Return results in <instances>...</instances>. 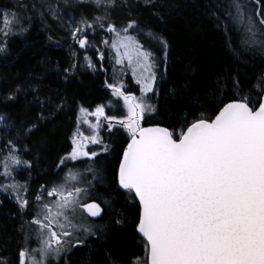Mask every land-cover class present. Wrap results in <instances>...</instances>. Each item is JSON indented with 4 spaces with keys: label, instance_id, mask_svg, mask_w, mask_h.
<instances>
[{
    "label": "snow or ice",
    "instance_id": "snow-or-ice-1",
    "mask_svg": "<svg viewBox=\"0 0 264 264\" xmlns=\"http://www.w3.org/2000/svg\"><path fill=\"white\" fill-rule=\"evenodd\" d=\"M61 2L64 7L74 6L73 0H59L54 8L46 5L55 18H61ZM85 2L105 13L116 5V0H75L76 5ZM255 3L262 4L264 0H255ZM249 4L250 0H223L215 6L223 17L212 13L217 23L223 19L226 30L232 25L241 32L243 47L232 49L237 58L249 50L264 55V11L250 9ZM22 7L26 9L27 5ZM31 19L23 16L19 9H0V53H7L11 37L29 30ZM93 20L94 23H89L86 16H81L78 23L71 21L69 35L80 49H88L89 29L94 30L96 24L103 28L107 15ZM134 25L135 21L130 22L122 30L123 35L111 24L107 30L116 34L111 42L116 63L123 64L126 59L133 67L134 76L139 71L140 78L136 82L142 85V96L137 98L126 94L122 85L109 84L116 101L99 104L91 112L81 106L80 123L87 124L92 134L85 136L79 128L74 131L71 151L61 157L57 165L61 172L64 169L67 172L50 187H42L32 203L27 198V185L15 182L13 177V172L21 166L32 167L22 156L30 147L26 143L18 147V143L38 131L41 124L54 122L65 102H56L59 98L51 96L41 99L39 86L31 82L17 86L8 96V100H14L19 92L32 89L41 106L36 122L15 129V140L0 136L3 140L0 175L13 178V183L0 184V191L8 192L21 211L33 215L26 222L29 229L24 243L30 245L35 239L39 245L19 251L20 264H26L29 259L30 264H67V254L85 245L89 236L96 235L83 212L97 217L101 213L100 206L82 203V193L86 190L71 182L82 181L83 174L73 171L75 164L68 168V162L84 161V158L97 160L101 153L89 150L90 144L101 145L104 153L115 151L100 136L105 123L109 132L119 126L128 134L127 146L117 161L115 179L133 203L138 201L135 230L146 241L148 260L144 264H264V73L255 79L247 94L237 88L230 98L223 93L214 97L213 107L218 109L214 118L202 112L189 123L185 116L179 131L143 127L145 114L157 112L156 105L145 99L148 93L155 92L157 77L152 71L153 52L127 35ZM147 36L167 48V42L161 37L153 33ZM49 40L52 41V37ZM52 43L59 45V41ZM103 58L100 53V59ZM85 61L88 67L95 68L90 57L85 56ZM74 69L75 65L65 68L64 78ZM38 79L42 80L43 75ZM235 83L239 85V81ZM121 99L127 110L126 118L107 115L106 108L115 109ZM191 103L204 107L197 97H193ZM88 116L95 117L96 122L89 123ZM6 120L7 117L0 114V122ZM11 127L13 125L5 123V128ZM84 171L93 172V169L88 166ZM46 197L55 199L49 201ZM127 220L128 217L119 215L115 223L123 224ZM0 264H11V261L0 258Z\"/></svg>",
    "mask_w": 264,
    "mask_h": 264
},
{
    "label": "trees",
    "instance_id": "trees-1",
    "mask_svg": "<svg viewBox=\"0 0 264 264\" xmlns=\"http://www.w3.org/2000/svg\"><path fill=\"white\" fill-rule=\"evenodd\" d=\"M222 2L138 0L112 8L110 23L116 29H124L135 21L134 28L140 30L136 32L139 41L154 54L153 71L157 72L160 80L155 101L157 112L145 118L144 126L160 125L179 131L185 116L189 123L202 112L214 118L218 111L213 107L214 97L223 93L230 98L237 88L247 94L255 79L264 73V55L259 51H244L240 58L233 55V48L243 47L242 34L232 25L226 30L223 19L217 23L212 13L223 17L215 7ZM5 7L13 11L19 9L23 16L32 19L29 30L11 37L7 53H0V114L7 117L6 121L0 122V136L15 140V129L31 126L40 114L41 106L32 89L21 91L14 100H8L17 86H27L31 82L39 86L41 99L51 96L59 98L56 102H65L64 109L54 122L41 124L38 131L18 143V147L22 143L30 147V151L22 156L32 167L24 169L21 166L14 172V178L27 185V198L32 203L42 187H50L67 172V169L61 172L57 165L61 157L71 151V138L77 129L80 107L93 110L99 104L107 105L112 100V92L107 85L118 86L123 78L107 49L101 60L99 52L82 51L72 40H63L64 34L50 11L46 12L44 0H0V9ZM249 7L264 11V3L256 4L255 0H250ZM74 13L86 16L89 23L96 15L90 4L78 5ZM25 24L27 26V20ZM147 33H153L167 42L165 53L154 47V40ZM49 37L52 41H59V45L53 44ZM85 56L92 59L95 68L88 67ZM42 61L45 63L42 64ZM73 65L75 69L65 79L64 69ZM41 74L42 80L38 79ZM236 81H239L238 86ZM193 97L202 101L204 107L192 104ZM111 109L106 108L109 115L122 117L119 110L113 113ZM5 123L13 127L5 128ZM102 139L115 151L100 154L95 161L68 163V168H73L75 164L73 171L83 174L81 185L86 189L85 200L96 202L102 208V215L97 220H91L83 213L97 226L96 235L89 236L85 245L75 247L67 256V264H111L112 261L116 264H136L145 255L143 246L146 244L135 230L138 206L136 202L128 203L126 191L118 188L115 179L117 161L127 144L128 134L117 127L103 133ZM0 143H3L2 139ZM88 166L93 172L84 171ZM46 199L51 201L52 197ZM118 214L128 217V220L116 224ZM32 218V214L19 209L11 196L0 195V258L19 264V251L34 246L35 239L30 245L24 243L29 229L26 222Z\"/></svg>",
    "mask_w": 264,
    "mask_h": 264
},
{
    "label": "rangeland",
    "instance_id": "rangeland-1",
    "mask_svg": "<svg viewBox=\"0 0 264 264\" xmlns=\"http://www.w3.org/2000/svg\"><path fill=\"white\" fill-rule=\"evenodd\" d=\"M137 1L138 0H116V5L128 4V3L137 2ZM44 2L46 3V5H49L50 4L54 8L55 5L59 2V0H44ZM84 4H89V3L85 2ZM73 5L74 6H72V7H64L63 6V3L61 2V9H60V17L61 18H55L53 16V14H52V11H50L46 7V12L50 11L53 20L57 23V26L59 27V29L62 30V32L64 34V37H62L63 40L65 38H68V39H70V40L73 41V39L69 35V30L72 27L71 21L74 19L78 23L80 21V18H81V16H79V15L76 16V14L74 13V10H76V7L78 6V5L75 4V0H73ZM92 7L94 8V11H95V14H96L95 17H100V16L107 15V20L104 22V27L103 28H101L99 26V24H96L94 30L89 29L88 36H92V38L89 37L90 46L88 47L87 50H85V49H81V50L82 51H89V50L95 51L96 54L99 52L98 53L99 54L98 58L100 59V53H103L104 54V51L107 49L113 55L114 61L116 63V58H117L116 52L111 47V42L116 38V34L115 33H112V32H109L107 30L108 25L111 24L110 23V17H109L110 16V12H111L112 8H114V7L108 9L107 13H105V12L99 10V9H96L94 5H92ZM90 23H94V20H92V22H90ZM122 30L123 29H117V31L120 32L121 35L124 34ZM137 31L140 32V30H138L137 28H134V27L133 28H130V29H128L127 35L132 36V37H135L137 40H139L138 39L139 37H137L138 34L136 33ZM97 32H99V33H97ZM153 40H154V47L156 49H158L160 52L163 51L165 53L166 52V49L163 47V45L160 44L158 40H156V39H153ZM104 41H108V43L106 44V43H104ZM76 46L79 48L78 44H76ZM164 57H165V54L163 55V58ZM159 59L161 60V55L159 56ZM116 65L119 66L118 68H119V70H120V72L122 74L121 77L123 78V81H120L117 87H119V86L122 85L123 86V90L126 92V94H132V95H135L137 98H140L142 96V93H141V87H142V85L141 84H138L136 82L137 79L140 78L139 71H137L136 75L134 76L133 75V67H130L128 65L126 59H125V61H124L123 64H117L116 63ZM152 71H153V69H152ZM155 73H156V77H157V72H155ZM159 75L160 74H158V76ZM159 81L160 80L157 77L156 84L154 85L155 92L154 93H148V97L145 98L147 103L155 104L156 97H157V93H158V84H159ZM112 101H116V97H114L113 95H112ZM94 110L95 109L89 110V111L91 112V111H94ZM117 110H119L118 112L122 116V117H119V119L126 118V116H127V110H126V107L123 105L122 99L118 101V105H117V107L115 109H111V111L113 113H115ZM106 114L109 115V113L107 112V110H106ZM152 114L153 113H146L145 114V118H147L148 116H150ZM81 116H82V114L79 111V113H78V124H77V128H79L80 131L85 136L91 135L92 132L89 129L88 125L87 124L80 123V117ZM145 118H144V120H145ZM87 119H88L89 123H91V124H94L96 122L95 121V117L88 116ZM144 120L141 122L143 127H144ZM117 127H119V126H117ZM121 129H123V128H121ZM123 130L126 132L125 129H123ZM105 132H109L108 129H107V124L106 123H105V125L100 130V136H101V138H102V134L105 133ZM88 148H89V150H94V151L100 152L101 154L104 153V152L101 151V148H102L101 145H91L90 144L88 146ZM0 159H2V157H0ZM84 160H87V158H84ZM75 162H77V161H75ZM75 162H68V163L70 164V163H75ZM2 172H3V169H2V167H0V173H2ZM13 177H14V172H13ZM14 180H15V178H14ZM15 182H17V181L15 180ZM10 183H13V178L12 177L5 178L3 175H0V184H10ZM71 183L75 184L77 187H81L82 188L81 180L72 181ZM1 194H6L8 196H11L13 198V200L16 202V200L14 199V197L12 195H10L8 192L0 191V195ZM85 194L86 193H83L82 194V203H89V202H87V200H85L86 199V195ZM126 197L128 199V203L129 204H133V202L129 199V196H128V193L127 192H126ZM53 199H55V198L52 197V200ZM83 213L85 214V212H83ZM87 224L90 225L92 223L90 222V220L87 219ZM92 226H94V229L93 230L96 231L97 226H95V224H92ZM37 247H39V245L36 242L34 244V246H32L31 248H37ZM143 252L145 254L144 257H143V259L139 260L136 264H144V262L147 261V247H146V245L143 246ZM70 253L71 252H69L67 254V256ZM26 264H30V259L26 262Z\"/></svg>",
    "mask_w": 264,
    "mask_h": 264
},
{
    "label": "water",
    "instance_id": "water-1",
    "mask_svg": "<svg viewBox=\"0 0 264 264\" xmlns=\"http://www.w3.org/2000/svg\"><path fill=\"white\" fill-rule=\"evenodd\" d=\"M109 91L110 92H112V89L111 88H109ZM144 127H162V126H160V125H147V126H144ZM127 146V144L125 145V147ZM124 147V148H125ZM121 155H122V153H121ZM118 184V183H117ZM119 188V187H118ZM120 189V188H119ZM121 191H125V190H123V189H120ZM90 203H96V202H89L88 204H90ZM97 204V203H96ZM136 204H137V206H138V201L136 202ZM100 209H101V213H100V215L99 216H97V217H91V216H89L88 214H87V212L86 211H84L85 213H86V215L91 219V220H97V219H99L100 217H101V215H102V208L100 207ZM136 234H137V236L141 239V240H143L144 242H145V244H146V241L144 240V238L142 237V234H140V233H138L137 231H136ZM147 260H148V251H147Z\"/></svg>",
    "mask_w": 264,
    "mask_h": 264
},
{
    "label": "flooded vegetation",
    "instance_id": "flooded-vegetation-1",
    "mask_svg": "<svg viewBox=\"0 0 264 264\" xmlns=\"http://www.w3.org/2000/svg\"><path fill=\"white\" fill-rule=\"evenodd\" d=\"M86 214V213H85ZM87 216V215H86ZM88 217V216H87ZM89 218V217H88ZM90 219V218H89Z\"/></svg>",
    "mask_w": 264,
    "mask_h": 264
}]
</instances>
